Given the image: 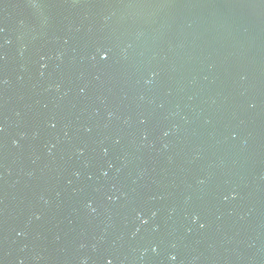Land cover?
I'll list each match as a JSON object with an SVG mask.
<instances>
[{"label":"water","instance_id":"water-1","mask_svg":"<svg viewBox=\"0 0 264 264\" xmlns=\"http://www.w3.org/2000/svg\"><path fill=\"white\" fill-rule=\"evenodd\" d=\"M0 264H264V0H0Z\"/></svg>","mask_w":264,"mask_h":264}]
</instances>
